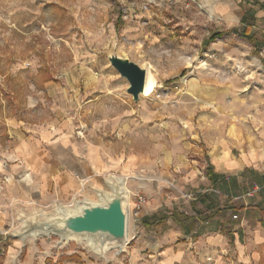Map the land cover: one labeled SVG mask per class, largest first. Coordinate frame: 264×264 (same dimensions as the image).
Listing matches in <instances>:
<instances>
[{
  "label": "rangeland",
  "instance_id": "374dc122",
  "mask_svg": "<svg viewBox=\"0 0 264 264\" xmlns=\"http://www.w3.org/2000/svg\"><path fill=\"white\" fill-rule=\"evenodd\" d=\"M255 1L264 2L0 0V93L15 73L25 81L20 82L22 96L32 80L42 83L34 118L42 123L71 121L80 137L90 132L104 138L110 149L124 158L137 157L139 167L148 165L156 176L168 170L166 180L160 179L166 183L167 197L181 164L205 157L197 149L210 134L221 130L228 135L231 121L239 116L255 121L251 93L259 91L264 45L252 43L243 32L247 16L250 33L264 38V16L256 15L261 6ZM215 31L225 33L206 42ZM112 53L146 67L145 90L138 100L128 92L127 78L111 63ZM48 77L54 83L51 92L44 85ZM230 132L235 135L233 129ZM244 134H259L258 124L252 122ZM84 197L88 196L18 210L9 236L21 239L18 230L40 217L39 208L52 211L57 202ZM89 198L97 199V191ZM136 203L132 195L128 245L145 225L141 212L146 202L140 210ZM28 239L39 242L35 264H66L74 250L107 262L122 253L129 257L127 250L114 247L101 254L87 240L66 241L57 233L28 235L24 243ZM24 255L22 251L17 256V264H23Z\"/></svg>",
  "mask_w": 264,
  "mask_h": 264
},
{
  "label": "crops",
  "instance_id": "0c3cea01",
  "mask_svg": "<svg viewBox=\"0 0 264 264\" xmlns=\"http://www.w3.org/2000/svg\"><path fill=\"white\" fill-rule=\"evenodd\" d=\"M256 10V15L264 16V8ZM16 74L0 93V174L7 178L0 184V264H17L22 251L23 264H35L39 242L24 243L8 233L18 210L76 195L94 197L98 188L109 187L111 175L126 177L128 202L137 191L147 195L141 221L149 217L151 223H144V230L118 249L127 250V259L122 253L109 262L100 261L74 250L66 264H204L207 253L214 255L212 264H264V72L259 91L251 93L255 121L239 116L231 121L228 135L221 130L210 134L197 149L205 157L181 164L167 197L162 181L168 170L156 176L148 165L139 167L137 157L124 158L110 149L104 138L90 132L80 137L71 121L42 123L34 118L42 83L32 80L22 96L20 82L25 81ZM53 84L44 82L48 92ZM252 122L258 124L259 134L247 138L244 129ZM208 165L224 177L223 190L216 182L220 177L212 181L207 175ZM248 168L258 174L247 171L244 177ZM24 171L29 176L19 179ZM164 206L168 211L163 212H175L154 222L151 215ZM209 217L211 222H204Z\"/></svg>",
  "mask_w": 264,
  "mask_h": 264
},
{
  "label": "water",
  "instance_id": "95a60500",
  "mask_svg": "<svg viewBox=\"0 0 264 264\" xmlns=\"http://www.w3.org/2000/svg\"><path fill=\"white\" fill-rule=\"evenodd\" d=\"M109 58L119 73L129 81L128 92L132 93L135 100H138L145 90L146 67L124 54L112 53L109 55ZM115 176L111 175L109 178L110 188L113 186L112 183L115 180ZM127 211L128 207H124L123 196L120 193L115 194V196L110 197L105 203L92 204L85 207L78 214L66 216L62 221L63 227H55L54 231L60 236L62 233L74 234L86 232L95 238H103L105 236L121 242L128 236ZM35 221L31 220L29 224Z\"/></svg>",
  "mask_w": 264,
  "mask_h": 264
},
{
  "label": "bare ground",
  "instance_id": "6f19581e",
  "mask_svg": "<svg viewBox=\"0 0 264 264\" xmlns=\"http://www.w3.org/2000/svg\"><path fill=\"white\" fill-rule=\"evenodd\" d=\"M126 181V177L115 176V180L112 183L113 186H111L110 190H104L103 188L97 189V199L84 197L82 199L76 198L70 203L57 202L55 203V207L52 209V211H47L44 207L39 208L37 214L39 213L40 217L32 224L26 223L22 228L18 230L19 234H21V239L23 240L27 238L28 235H39L40 233L49 235L51 233H55V227H63L62 221L66 216L78 214L82 212L85 207L92 204L105 203L110 199V197L115 196V194L120 193L123 196L124 207L127 208L130 193L126 188ZM73 237H76L78 240H87L91 243L89 244V246L92 247V249H95L96 252L101 254L107 252L108 250H110V248H123L124 245H127L129 243L128 236L125 240L117 242L105 236L103 238H95L90 233L86 232L61 234V238L66 241Z\"/></svg>",
  "mask_w": 264,
  "mask_h": 264
},
{
  "label": "trees",
  "instance_id": "16d2710c",
  "mask_svg": "<svg viewBox=\"0 0 264 264\" xmlns=\"http://www.w3.org/2000/svg\"><path fill=\"white\" fill-rule=\"evenodd\" d=\"M255 2L258 3V4H260L261 8H264V2H262V1H255ZM243 22L246 23V26H245L243 32H244V34L248 37V39H249L252 43L260 42L261 44L264 45V38H262V39H258V37H256L254 34L250 33V32H251V25H250L249 23H247V16H244V18H243ZM224 33H225V31H215V32H213V33L207 38L206 42L209 43V42L215 40L217 37L222 36ZM260 57H261V60H262L263 63H264V56H260ZM49 79H52V78L48 77L47 80H49ZM211 169H212V168H211V165H208V166H207V175L210 176V178H211L212 181L217 180V179L220 177L216 182L218 183V186H219L220 188H222V190H223V188H225L224 177L222 178L221 174L216 173V172H214V171L211 170ZM247 171H251V173L254 175V177H255V175L258 174V171L255 170L254 168H251V169L248 168V169H245V170L243 171V173H242V174L244 175V177L246 176ZM215 177H217V178L215 179ZM167 208H168V207L164 206V207H162V209H160L159 211H157V212H155L153 215H151V217L154 218V222H155V221H165V220H166V219H167V218H168L173 212H175V209H173L172 213H168V212H167V211H168ZM231 208H232V207H231ZM164 210H167V211H166V212H163ZM219 210H220V208H218V210L216 211V213H218ZM262 212H264V209H263ZM204 222H211V218L209 217V218L205 219ZM143 223H146V224L151 223V222L149 221V217H145V218L143 219Z\"/></svg>",
  "mask_w": 264,
  "mask_h": 264
},
{
  "label": "built area",
  "instance_id": "2783aa9c",
  "mask_svg": "<svg viewBox=\"0 0 264 264\" xmlns=\"http://www.w3.org/2000/svg\"><path fill=\"white\" fill-rule=\"evenodd\" d=\"M25 176H22L21 179H25ZM5 180H6V177L4 175H0V184L3 185ZM132 195L136 196L137 203L135 206L137 207V209L140 210L141 205L148 200V197L142 192H135ZM236 216H237V214H234V217H236ZM213 261H214V255L212 253H207L205 255L204 264H212Z\"/></svg>",
  "mask_w": 264,
  "mask_h": 264
}]
</instances>
